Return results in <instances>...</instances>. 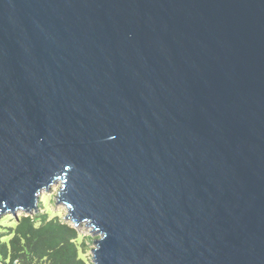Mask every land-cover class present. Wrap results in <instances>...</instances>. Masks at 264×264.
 Instances as JSON below:
<instances>
[{"label": "water", "instance_id": "water-1", "mask_svg": "<svg viewBox=\"0 0 264 264\" xmlns=\"http://www.w3.org/2000/svg\"><path fill=\"white\" fill-rule=\"evenodd\" d=\"M49 177L93 264H264V0H0V216Z\"/></svg>", "mask_w": 264, "mask_h": 264}, {"label": "trees", "instance_id": "trees-1", "mask_svg": "<svg viewBox=\"0 0 264 264\" xmlns=\"http://www.w3.org/2000/svg\"><path fill=\"white\" fill-rule=\"evenodd\" d=\"M7 241L0 242V260L20 264H84L78 237L69 226L45 214L19 217ZM13 232L15 233L13 235Z\"/></svg>", "mask_w": 264, "mask_h": 264}, {"label": "rangeland", "instance_id": "rangeland-1", "mask_svg": "<svg viewBox=\"0 0 264 264\" xmlns=\"http://www.w3.org/2000/svg\"><path fill=\"white\" fill-rule=\"evenodd\" d=\"M56 184H61L63 185V182L61 179H58L56 183L52 184L51 186H55ZM49 192L51 191V187L48 190ZM45 204H48L46 201L45 203H41L39 201L38 203V209L33 211V216L36 214H45L47 215L48 219L56 218L58 222L61 224H65L69 227H71L75 232L78 237V244H79V252L80 255L86 259L88 254L92 255L93 258V253H92V248L95 247L94 240L97 239L96 237L98 236L99 233H96L92 230L91 226H88L86 222L82 223L79 226H76L74 222L70 219L67 218L68 215V206L64 203L59 204L58 203V196L52 198V203L48 204L49 207H52V212L49 214L48 211L45 210ZM26 213V212H25ZM4 215V214H2ZM1 215V216H2ZM28 215V213H27ZM15 218V216L13 215ZM16 219V218H15ZM69 221H71L75 227H72L69 225ZM12 232L11 228H5L4 231H0V242L4 240H8L7 237H9V233Z\"/></svg>", "mask_w": 264, "mask_h": 264}, {"label": "clouds", "instance_id": "clouds-1", "mask_svg": "<svg viewBox=\"0 0 264 264\" xmlns=\"http://www.w3.org/2000/svg\"><path fill=\"white\" fill-rule=\"evenodd\" d=\"M107 139L112 140L115 139V136H109ZM52 177H49L48 182L41 184L40 187H38L34 192H33V200H37L39 199V201L43 204L46 201L48 202V204L52 203V198L56 197L60 194V192L63 189V185L61 184H56L55 186H51L50 181H51ZM48 187H51V191L49 192L47 189ZM48 204H45V210L49 212V214H51L52 212V207H49ZM27 213H25L24 211L18 209L16 211V216L23 218L24 216H26ZM70 226L75 227V225L69 221L68 222ZM17 221L16 219L13 217L12 212H7L4 215L0 216V231H4L5 228H12L15 229L17 227ZM15 233L13 232V235ZM108 233L106 231L101 232L100 234H98V236L96 237L97 239L104 241L105 239H107ZM11 237H7V239H10ZM84 264H93V258L91 254L87 255V258L84 260Z\"/></svg>", "mask_w": 264, "mask_h": 264}, {"label": "flooded vegetation", "instance_id": "flooded-vegetation-1", "mask_svg": "<svg viewBox=\"0 0 264 264\" xmlns=\"http://www.w3.org/2000/svg\"><path fill=\"white\" fill-rule=\"evenodd\" d=\"M0 261L3 262L2 260H0ZM15 261H16V260H14L13 263H14ZM8 262H9V260H7V261H5V262H3V263H4V264H8ZM13 263H12V264H13Z\"/></svg>", "mask_w": 264, "mask_h": 264}]
</instances>
